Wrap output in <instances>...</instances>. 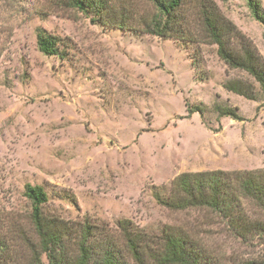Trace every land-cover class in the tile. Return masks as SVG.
<instances>
[{
  "label": "rangeland",
  "instance_id": "374dc122",
  "mask_svg": "<svg viewBox=\"0 0 264 264\" xmlns=\"http://www.w3.org/2000/svg\"><path fill=\"white\" fill-rule=\"evenodd\" d=\"M212 1L264 60V26L247 1ZM128 5L152 12L145 0ZM185 12L190 40L176 41L92 23L62 0H0V237L20 264L31 261L24 240L37 242L26 185L46 191L44 214L103 226L121 244L127 221L149 242L181 232L219 264H264V237L242 238L209 209L157 201L183 173L264 169V98L224 88L258 84L219 58L191 4ZM38 29L60 39L62 56L39 51ZM243 206L264 222L254 204Z\"/></svg>",
  "mask_w": 264,
  "mask_h": 264
},
{
  "label": "trees",
  "instance_id": "16d2710c",
  "mask_svg": "<svg viewBox=\"0 0 264 264\" xmlns=\"http://www.w3.org/2000/svg\"><path fill=\"white\" fill-rule=\"evenodd\" d=\"M150 14L135 13L128 0H62L68 7L90 17L92 23L119 31L142 33L176 41H189L186 5L191 4L196 22L202 26L204 40L217 46L219 58L230 68L244 71L258 89L242 80H230L224 88L250 101L264 98V60L251 42L230 21L221 17L212 0H145ZM251 14L264 26V9L257 0H246ZM37 47L49 56H62L60 39L37 30ZM264 100V99H263ZM218 116L241 120L237 109L215 105ZM202 116L205 108L195 107ZM24 196L31 206L30 219L37 242L25 239L29 264H219L190 237L163 230L157 242L131 230L127 221L119 222L122 244L103 226L83 221L69 222L43 212L48 196L43 187L26 185ZM157 201L172 210L209 209L227 222L242 238L264 237V222L250 220L244 202L264 213V169L251 171H206L183 173L171 183L169 195ZM153 245V247L151 246ZM0 264H20L11 247L0 237Z\"/></svg>",
  "mask_w": 264,
  "mask_h": 264
}]
</instances>
